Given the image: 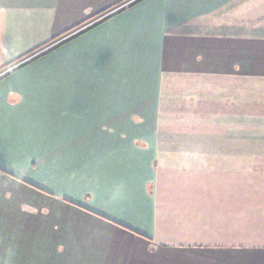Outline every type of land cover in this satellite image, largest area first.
Segmentation results:
<instances>
[{
	"label": "crops",
	"instance_id": "0c3cea01",
	"mask_svg": "<svg viewBox=\"0 0 264 264\" xmlns=\"http://www.w3.org/2000/svg\"><path fill=\"white\" fill-rule=\"evenodd\" d=\"M0 264H264V0H0Z\"/></svg>",
	"mask_w": 264,
	"mask_h": 264
},
{
	"label": "built area",
	"instance_id": "2783aa9c",
	"mask_svg": "<svg viewBox=\"0 0 264 264\" xmlns=\"http://www.w3.org/2000/svg\"><path fill=\"white\" fill-rule=\"evenodd\" d=\"M122 6H123V5H121V6L117 7V8H115V9H113V10H111V11H108L107 13L101 15L100 17H98L97 19L91 21L90 23H88V24H86V25H84V26H82V27H80V28H78V29H75V30L71 31L70 33H68L67 35L63 36L62 38H60V39L54 41L52 44H50V45L44 47L43 49H40L36 54L43 53L44 51H46V50H48V49H50V48H52V47H55V46L59 45L61 42L65 41L66 39H68V38L71 37L72 35H74V34L80 32L81 30H83V29H85V28H87V27L93 25L94 23H96V22H98V21H100V20H102V19L108 17L109 15L113 14L115 11H117V10H118L120 7H122ZM22 62H23V61H22ZM19 64H20V63H19Z\"/></svg>",
	"mask_w": 264,
	"mask_h": 264
},
{
	"label": "rangeland",
	"instance_id": "374dc122",
	"mask_svg": "<svg viewBox=\"0 0 264 264\" xmlns=\"http://www.w3.org/2000/svg\"><path fill=\"white\" fill-rule=\"evenodd\" d=\"M210 93H208V92H203V96H204V99L209 95ZM201 94L200 93H197L195 96H196V98L197 97H199ZM195 98V97H194ZM171 213V212H170ZM166 220V219H165ZM164 220V221H165ZM175 221L177 222L178 221V219H177V217L175 218ZM182 226H180V227H177L176 229H178V230H181L182 232H184V233H190V232H192L193 230L192 229H189V228H187L184 224H181ZM186 227V228H185ZM231 233H233V232H231Z\"/></svg>",
	"mask_w": 264,
	"mask_h": 264
},
{
	"label": "trees",
	"instance_id": "16d2710c",
	"mask_svg": "<svg viewBox=\"0 0 264 264\" xmlns=\"http://www.w3.org/2000/svg\"><path fill=\"white\" fill-rule=\"evenodd\" d=\"M109 16H110V15H109ZM109 16H108V17H109ZM106 18H107V17H106ZM104 19H105V18H104ZM102 20H103V19H102Z\"/></svg>",
	"mask_w": 264,
	"mask_h": 264
}]
</instances>
